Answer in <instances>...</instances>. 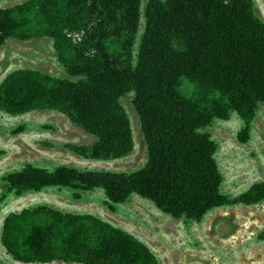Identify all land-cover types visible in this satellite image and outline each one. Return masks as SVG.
Returning a JSON list of instances; mask_svg holds the SVG:
<instances>
[{
  "label": "trees",
  "instance_id": "obj_1",
  "mask_svg": "<svg viewBox=\"0 0 264 264\" xmlns=\"http://www.w3.org/2000/svg\"><path fill=\"white\" fill-rule=\"evenodd\" d=\"M139 4L24 0L0 8V46L8 38L47 36L69 77L13 70L0 81L1 111L55 110L94 138L70 150L84 158L116 159L132 148L118 102L132 91L147 151L144 165L130 173L26 165L6 174L8 186L17 194L47 186L100 188L112 203L135 193L162 213L189 220L212 207L260 200L262 184L234 200L221 194L215 145L201 131L229 111L248 122L264 103V22L252 0H148L133 59ZM182 77L194 84L190 97L178 91ZM0 246L21 263L158 264L143 243L109 223L44 204L8 213Z\"/></svg>",
  "mask_w": 264,
  "mask_h": 264
},
{
  "label": "rangeland",
  "instance_id": "obj_2",
  "mask_svg": "<svg viewBox=\"0 0 264 264\" xmlns=\"http://www.w3.org/2000/svg\"><path fill=\"white\" fill-rule=\"evenodd\" d=\"M24 0H0L7 8ZM140 0L139 21L132 45L133 59L144 26ZM255 15L264 22V0H252ZM16 69L36 70L69 78L55 57L47 36L6 39L0 46V81ZM185 97L195 93L187 78L179 80ZM129 91L119 97L132 136L131 151L116 159L79 156L69 146L90 145L94 138L71 124L61 113L36 109L20 114L0 110V231L10 212L47 205L62 212L91 214L124 231L154 255L158 264H264V196L253 203L232 202L208 209L198 220L173 218L162 213L147 198L131 193L123 202H110L100 188L79 190L47 186L15 193L5 181L11 171L26 165L52 170L69 166L77 170L130 173L146 162L147 151L138 115ZM246 128L245 136L241 134ZM215 145L214 159L222 177L220 192L234 200L254 184L264 187V103H258L252 118L244 122L234 111L225 118L212 117L202 129ZM0 264H78L50 261L21 263L0 246Z\"/></svg>",
  "mask_w": 264,
  "mask_h": 264
}]
</instances>
